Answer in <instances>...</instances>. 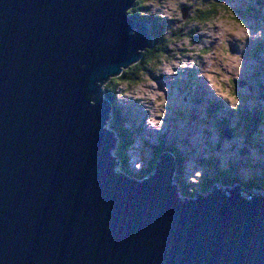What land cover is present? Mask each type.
I'll list each match as a JSON object with an SVG mask.
<instances>
[{"label": "water", "instance_id": "95a60500", "mask_svg": "<svg viewBox=\"0 0 264 264\" xmlns=\"http://www.w3.org/2000/svg\"><path fill=\"white\" fill-rule=\"evenodd\" d=\"M134 2L0 0V264H264L259 192L186 196L168 154L147 179L112 155L104 84L154 43Z\"/></svg>", "mask_w": 264, "mask_h": 264}, {"label": "rangeland", "instance_id": "374dc122", "mask_svg": "<svg viewBox=\"0 0 264 264\" xmlns=\"http://www.w3.org/2000/svg\"><path fill=\"white\" fill-rule=\"evenodd\" d=\"M238 1L240 4L236 0H147L142 15H155L165 20L168 23L163 31L165 36L170 37L171 30H176L178 35L172 37L173 42L169 39L163 46V57L153 63L144 61V70H140L141 65H134L138 73L136 80L116 81L115 102L125 104L130 110L128 125H132L136 120L133 116L139 113L145 117L140 121L146 129H152V135L157 136L159 133L165 136L170 126L174 125V141L180 142L183 139V142L189 143L190 156L182 164L183 177L189 185H199L202 176L210 170L205 162L203 165L198 161L199 157L204 161L215 158L219 166H225L228 157H238L243 161L251 155L261 157L255 148H247V143L241 137L233 134L226 136V133L223 136L210 123L206 125L209 130L203 131L205 126H190L192 122L188 118L180 122L177 114L180 109L193 112V102L181 104L182 96L175 89V82L181 81L190 70L203 71L208 84L216 91V97L227 100L230 108L234 107L230 119L233 120V127H241L240 123H236L239 109L246 111L255 106L253 99L260 93L252 88L250 70L253 60L246 53V46L248 39L258 37L256 43L264 48V41L260 38L261 35L264 37V20H252L240 15L238 10L247 11L246 9L251 8L264 16V5L254 0ZM204 49L208 52L205 53ZM245 56H249V62ZM107 83L109 85L112 81L108 79L105 84ZM199 83L203 84L201 81ZM202 86L204 90L198 95L205 94L206 97H203L210 100L212 97L206 87ZM235 93H240L239 97ZM210 103L211 107L215 105L213 98ZM199 115L204 116L203 113ZM108 123L109 121L105 122L106 128L111 131ZM255 140L259 149H264L263 139L258 140L255 136ZM138 151L139 149L134 153L129 151V161L134 169L141 171L144 159L148 156L140 155ZM198 179L200 181L196 184Z\"/></svg>", "mask_w": 264, "mask_h": 264}, {"label": "trees", "instance_id": "16d2710c", "mask_svg": "<svg viewBox=\"0 0 264 264\" xmlns=\"http://www.w3.org/2000/svg\"><path fill=\"white\" fill-rule=\"evenodd\" d=\"M254 1L258 2L259 4L264 5V0H259V1L254 0ZM146 2L147 0H135V2L133 3V5L131 6L128 12L130 16H132L133 18L139 21L144 22L148 20L150 22V32L153 35L154 43L152 47L145 49L143 51V55L137 63L132 64L129 68L125 69L120 75L109 79L112 81V83H110L109 85L108 83L105 84L103 88L104 94L106 95V98L110 102L111 108H112L111 118L108 120L109 123L107 126L108 127L113 126L112 131L115 137L118 139L117 144L115 145V150H113L114 153H112V155L115 154L114 156L116 157V160L119 163V166H118L119 169L123 173H126L127 175L131 177L147 179L155 172L154 164L156 161L152 160L153 157L163 152H166L169 154V156L172 157L173 163L175 165L172 178H171L172 184L176 185V187L180 190V192L183 195H191L193 191L204 194L205 192H209V190L211 189V186L214 183H218L220 185H224L225 183L226 184L236 183L240 185L242 188L246 189L247 191H251L255 189L264 190V174L261 177L248 178L247 175H245L243 172L240 173L238 171L239 165H238V161L235 158L229 159L226 167H223V166L220 167L219 164L216 162L215 158L206 159L205 161L202 160L203 162H205L206 166L209 167L210 170L208 171H210V173L209 175H206L204 178H202V182L199 185L192 187L193 184L189 185V182H186L183 177L184 169H183L182 164H184V162H183V156L181 155L182 152L174 146H168L164 142L163 139L161 141L159 140L156 144L150 146V148L153 150L152 154L148 158V160L143 162L141 171L137 172L131 167L130 161H129V158H130L129 150L134 147L133 139L135 136L133 134H139L140 136L142 125H138L136 126V128L135 126L130 127L127 124L128 120L131 118L130 110L127 109V114H126V111H124L121 108V112H119L118 106L120 105L115 102V98L117 94V90H116L117 82L116 81L119 79H123L124 82L126 81L129 82L130 81L129 79L136 80L138 78L137 77L138 73L136 71L137 67L134 68V65H141L140 70H144V64H145L144 61L153 63L155 62L157 58L163 57L164 56L163 52H165V49L163 46H165V44L167 43V41H169V39L171 42H173L174 39L172 37L178 35L176 30H171L169 31L170 37L165 36L163 34V31L166 26L168 27V23L166 24L164 22L165 20L163 21L161 20V18L155 15H150V16L142 15L141 12L145 9L144 7H145ZM236 2L240 4L238 0H236ZM241 9H244V8H241ZM246 10L247 11H243V10H238V11L239 13H241L240 15H245V17L252 18V20L253 18H255L256 20H260V21L262 19L264 20V16L259 15L258 13L253 11L251 8L246 9ZM259 45L260 43H254L249 48V54L253 60L252 66H251V77L253 81V89L258 91V93H260L257 98L253 99L255 101L256 106H252V108L246 109V111L245 110L240 111L239 109L240 114H237V117L239 120L236 123L237 124L240 123V126H241L240 128H238V126L233 127L231 125V122H230L231 118H227V117H230L229 115L226 116V118L224 119H217V118L210 117L213 120L215 119L216 123L214 124L220 127L219 128L215 126V128L220 129V130L224 129L228 131L230 134L235 135L236 137H241L245 141V144L247 143V147L248 146L254 147L256 145L255 135L257 134L258 131H260L262 122L264 120V69L262 68V65L261 64L259 65V63L257 62L258 54H259L258 49L260 47ZM204 52L206 53L208 52V50L204 49ZM130 69L131 71H127ZM148 71L150 70H147V72ZM148 73L151 74V72H148ZM175 89L178 92H181V93L184 92L181 86L176 85ZM239 95L240 93H237V94L235 93L236 97H239ZM198 96L206 100L203 97V96L206 97L205 94H202V96L201 95H198ZM201 98L199 99L195 97L194 100L196 102H202L200 101ZM203 104L211 107V103L209 104L203 103ZM222 105L223 104L219 101L215 102V105H213L215 112H220L221 111L220 107ZM218 108H220V110H218ZM206 110L208 112V109ZM203 113L206 114L205 112ZM177 114L180 117L182 116L181 109L177 110ZM124 116L128 117L127 120H124ZM122 121L127 127L124 126ZM185 150L188 151L187 148ZM253 167L255 168L256 165H254ZM199 181L200 179L197 180L196 184H198Z\"/></svg>", "mask_w": 264, "mask_h": 264}, {"label": "bare ground", "instance_id": "6f19581e", "mask_svg": "<svg viewBox=\"0 0 264 264\" xmlns=\"http://www.w3.org/2000/svg\"><path fill=\"white\" fill-rule=\"evenodd\" d=\"M132 5H133V4H132ZM132 5H131V6H132ZM144 22H147L148 25H149V27H150V22H149L148 20H146V21H144ZM147 33L149 34L150 31L148 30ZM194 79H195V78H194ZM194 79L191 80V83H190V87H191V89L188 88V91H189V93H190L192 96L195 95L197 98L200 99L201 97L198 96V90L196 89V84H193ZM198 83H199V81H198ZM202 85H203V84L199 83V86H200V92H201L202 90H204V87H203ZM196 93H197V94H196ZM110 96H111V95H110ZM205 99H206V98H205ZM200 101H202V103L209 104L210 101H212V98H210V100H209V99L204 100V99L201 98ZM120 106H121V107H120ZM120 106H118V110H119V112H121V108H122L124 111H126V114H127V108H126L125 104H122V105H120ZM138 115H139L140 118H144V117H142L139 113H138ZM127 118H128L127 116H124V120H127ZM129 121H130V119L128 120V122H129ZM122 122H123V121H122ZM123 124H124V122H123ZM132 124H133V122H132ZM193 124H194V121H192V123L190 124V126H193ZM124 126L127 127L125 124H124ZM170 128H171V129H174L175 126H174V125H173V126L171 125ZM157 133H158V132H157ZM133 135L136 136V137H138V138H141L140 136H138V135H136V134H133ZM158 135H159V133H158ZM169 141L172 142V139L170 138ZM263 144H264V140H263ZM224 187H225V190H228V186H227L226 183L224 184ZM263 192H264V190H263Z\"/></svg>", "mask_w": 264, "mask_h": 264}, {"label": "clouds", "instance_id": "9594fccd", "mask_svg": "<svg viewBox=\"0 0 264 264\" xmlns=\"http://www.w3.org/2000/svg\"><path fill=\"white\" fill-rule=\"evenodd\" d=\"M149 16H150V15H149ZM163 21H164V20H163ZM150 33H151V32H150ZM157 59H158V58H157ZM157 59H156V60H157ZM156 60H155V61H156ZM187 76H188V75H187ZM187 76H186V77H187ZM178 82H179V81L175 82V84L181 86L182 84H178ZM104 85H105V84H104ZM103 93H104V90H103ZM215 102H216V101H215ZM130 113H131V112H130ZM133 117L136 119L135 121H133V124H135V125H137V126H138V125H142V130H143V132H144L145 129H146V127L144 126L143 122L140 121L141 118L139 117L138 113H137L136 115H134ZM144 118H145V117H144ZM127 124H128V122H127ZM133 124H132V125H133ZM129 126H130V125H129ZM112 127H113V126H112ZM112 127L109 126L111 132L113 133V131H112ZM108 131H109V130H108ZM113 135H114V133H113ZM114 137H115V135H114ZM115 138H116V137H115ZM117 141H118V139H117ZM117 141L115 142V145L117 144ZM114 150H115V149H114ZM113 153H114V152H113ZM114 155H115V154H114ZM114 155H113V156H114ZM115 158H116V157H115ZM148 158H149V156H148ZM148 158H145V159H144V162H145L146 160H148ZM156 158H157V155H156L155 157H153L152 160L155 161ZM193 193H194V191L192 192L191 195H186V196H192Z\"/></svg>", "mask_w": 264, "mask_h": 264}]
</instances>
